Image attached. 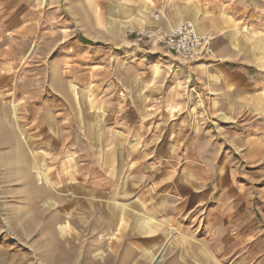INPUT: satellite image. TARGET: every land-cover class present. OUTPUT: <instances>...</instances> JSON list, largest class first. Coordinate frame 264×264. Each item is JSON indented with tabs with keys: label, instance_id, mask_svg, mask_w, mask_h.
<instances>
[{
	"label": "rangeland",
	"instance_id": "rangeland-1",
	"mask_svg": "<svg viewBox=\"0 0 264 264\" xmlns=\"http://www.w3.org/2000/svg\"><path fill=\"white\" fill-rule=\"evenodd\" d=\"M40 1L0 0V264H151L161 252L163 264H264V152L254 164L234 160L222 182L220 166L203 182L200 195L228 198L216 214L197 208L168 225L152 213L167 168L193 173L180 163L190 127L234 120L223 111L200 118L208 104L183 86L195 64L218 58L220 41L207 35L214 54L185 59L161 39L195 21L169 24L148 0ZM243 32L238 50L253 46L246 56L263 57L264 37ZM49 153L58 189L42 195L37 170ZM179 190L188 192L184 181ZM80 198L87 203L77 206ZM68 214L71 232L62 234Z\"/></svg>",
	"mask_w": 264,
	"mask_h": 264
},
{
	"label": "crops",
	"instance_id": "crops-1",
	"mask_svg": "<svg viewBox=\"0 0 264 264\" xmlns=\"http://www.w3.org/2000/svg\"><path fill=\"white\" fill-rule=\"evenodd\" d=\"M151 7L168 14L169 24L197 21L206 34L220 41L214 44L218 58H207L195 64L191 68L193 82H183L184 87L192 88V97L199 98L198 105L205 103L210 108L209 113L205 111L200 118L214 119L213 112L223 111L234 120H244L243 124L233 120L216 129H211L206 121L190 127L193 137L183 139L185 146L180 163L193 173L186 170L182 178L172 168H167V185L161 188L160 194H151V203L159 204L154 207L153 215L169 225L197 208L206 207L208 215L225 208L228 198L217 199L215 195L211 197V193L200 195L203 182H209L217 166L221 168L219 180L222 182L224 169L233 165L234 160L254 164L261 157L259 152H264V54L260 58H249L246 55L252 54L255 47L238 50L235 45L244 33V26L260 39L264 37V0H148V8ZM226 148L232 152V157L229 154L227 158L222 157L221 152ZM182 181L189 193H180ZM239 200L233 203L236 209L242 204Z\"/></svg>",
	"mask_w": 264,
	"mask_h": 264
},
{
	"label": "bare ground",
	"instance_id": "bare-ground-1",
	"mask_svg": "<svg viewBox=\"0 0 264 264\" xmlns=\"http://www.w3.org/2000/svg\"><path fill=\"white\" fill-rule=\"evenodd\" d=\"M48 0H41L40 2H41V4L42 5H45L46 4V2H47ZM159 15V14H158ZM157 14H155V16H158ZM156 19H157V17H155ZM184 23V22H183ZM189 23H192V22H189ZM193 25H195L196 26V28L198 29V32L201 34V36H204V37H208L207 35L208 34H203V33H201V31H204L202 28H200V26H199V23L197 22V21H195V22H193L192 23ZM198 25V26H197ZM179 26V25H178ZM200 28V30H199V28ZM10 38V37H9ZM10 40V43L12 42V39L10 38L9 39ZM9 43V44H10ZM24 43H26V45L27 46H20L19 48H18V54H23L24 55V53L26 52V50H28L27 49V47H28V41H24ZM23 44V43H22ZM21 44V45H22ZM210 44L213 46V43H212V39H210ZM12 47H13V44H11V46H10V50H12ZM37 47V45L34 47V49ZM23 58V57H22ZM22 58L20 59V60H22ZM73 91L75 92V94L77 95L78 93H77V88L76 87H73ZM65 92H66V94L67 95H65V93H63L62 95H63V97L65 98V101L66 102H68L67 101V99L69 100V96H70V94H69V89H66L65 90ZM63 97H62V99H63ZM70 101V100H69ZM65 102V103H66ZM69 105V104H68ZM13 111H14V113H15V118H17V107L16 106H13ZM76 115H77V118H78V123H82V122H84V116H83V111L81 110V109H79V110H77L76 111ZM17 120V119H16ZM18 121V120H17ZM100 140V139H99ZM29 144L31 145L32 144V142H29ZM64 150V149H63ZM67 151V150H66ZM67 154V153H66ZM51 153H49L45 158L43 157V165L42 166H40L39 168H38V172H37V178L39 179V181H40V187H39V193L40 194H42V195H44V194H46L47 193V191H48V189L50 188L51 190H55V189H58V188H55V185L53 184V179H52V177H51V175L50 174H48V169L50 168V167H48V164L46 163V158H50L51 157ZM57 159V158H56ZM27 164H28V166H29V168H31V169H33V167H34V163L32 162V164H31V162H29L28 163V159H27ZM70 164V163H69ZM67 168V167H66ZM33 172V171H32ZM51 173V172H50ZM69 173V172H68ZM70 174V173H69ZM54 175V174H53ZM71 175V174H70ZM69 175V176H70ZM68 176V177H69ZM32 177V179L33 180H35L36 181V179H35V176L34 175H32L31 176ZM76 177V176H75ZM72 178V177H71ZM60 179H62V178H60ZM65 179V178H64ZM63 179V180H64ZM70 179V178H69ZM118 181V180H117ZM74 182V181H73ZM71 183V182H70ZM57 194H59V192L57 193ZM42 195H40L39 197L41 198V196ZM60 195V194H59ZM70 195V194H69ZM68 195V196H69ZM118 196V195H117ZM95 200V199H94ZM93 200V205H96L97 204V202H96V200L94 201ZM76 202H77V206H81L83 203L84 204H86L87 202H85V201H83L82 200V198H80V199H78V200H75ZM113 202H114V204H115V206H117V207H122V209H124L125 208V206L126 205H122L121 203H118V202H116L115 201V199H114V197H113ZM55 202H54V198H47V200L45 201V205H48V207H54L55 206V204H54ZM70 215L71 214H68L67 215V217H66V219H65V223H63V225H61L60 226V232L62 233V234H65V233H68L69 234V232H71V217H70ZM152 229V228H151ZM63 232H65V233H63ZM207 252H209L208 250H207ZM204 253V252H203ZM163 252H161V254L156 258H154L153 260H152V263L151 264H163V260H164V256H163Z\"/></svg>",
	"mask_w": 264,
	"mask_h": 264
},
{
	"label": "built area",
	"instance_id": "built-area-1",
	"mask_svg": "<svg viewBox=\"0 0 264 264\" xmlns=\"http://www.w3.org/2000/svg\"><path fill=\"white\" fill-rule=\"evenodd\" d=\"M158 18V16H156ZM180 40V42H178ZM163 46L169 53H177L185 59L194 58L203 49L208 48L210 55L214 54V49L210 44V38L201 36L195 25L184 22L165 32L164 38L161 39Z\"/></svg>",
	"mask_w": 264,
	"mask_h": 264
}]
</instances>
